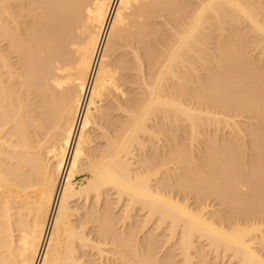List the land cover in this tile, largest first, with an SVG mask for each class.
I'll return each instance as SVG.
<instances>
[{
  "label": "bare ground",
  "instance_id": "1",
  "mask_svg": "<svg viewBox=\"0 0 264 264\" xmlns=\"http://www.w3.org/2000/svg\"><path fill=\"white\" fill-rule=\"evenodd\" d=\"M175 251L264 264V0H0V264Z\"/></svg>",
  "mask_w": 264,
  "mask_h": 264
},
{
  "label": "rangeland",
  "instance_id": "2",
  "mask_svg": "<svg viewBox=\"0 0 264 264\" xmlns=\"http://www.w3.org/2000/svg\"><path fill=\"white\" fill-rule=\"evenodd\" d=\"M210 201H213V200L211 199ZM208 203H209V202H208ZM213 204H214V202L211 203V206H213ZM159 245H160V244H159ZM169 248H170L169 246H167V247L163 246L161 249H162V251H167V250H169ZM162 254H163V253L161 252V255H162ZM173 254H174V255H178V251H175ZM174 260L176 261V263L180 264V262H179V260H180L179 255L176 256Z\"/></svg>",
  "mask_w": 264,
  "mask_h": 264
}]
</instances>
